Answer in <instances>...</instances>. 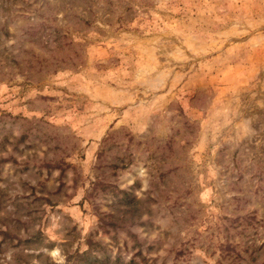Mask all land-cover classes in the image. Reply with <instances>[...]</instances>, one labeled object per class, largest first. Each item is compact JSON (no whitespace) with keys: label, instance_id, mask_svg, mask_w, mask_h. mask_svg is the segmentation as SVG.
I'll return each mask as SVG.
<instances>
[{"label":"rangeland","instance_id":"1","mask_svg":"<svg viewBox=\"0 0 264 264\" xmlns=\"http://www.w3.org/2000/svg\"><path fill=\"white\" fill-rule=\"evenodd\" d=\"M0 264H264V0H0Z\"/></svg>","mask_w":264,"mask_h":264}]
</instances>
